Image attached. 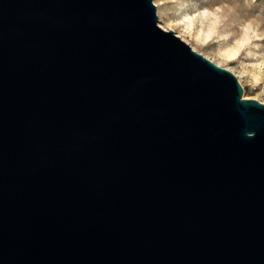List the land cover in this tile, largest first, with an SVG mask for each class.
<instances>
[{"label": "water", "instance_id": "obj_1", "mask_svg": "<svg viewBox=\"0 0 264 264\" xmlns=\"http://www.w3.org/2000/svg\"><path fill=\"white\" fill-rule=\"evenodd\" d=\"M153 0H0V264H264V103Z\"/></svg>", "mask_w": 264, "mask_h": 264}, {"label": "rangeland", "instance_id": "obj_2", "mask_svg": "<svg viewBox=\"0 0 264 264\" xmlns=\"http://www.w3.org/2000/svg\"><path fill=\"white\" fill-rule=\"evenodd\" d=\"M153 2L157 7L158 25L164 30L168 23L176 22L173 28L180 32L188 18H193L190 28L193 36L198 29L206 30L213 26L211 41L207 45L194 40L189 45L215 64L228 67L242 85L245 99L264 102V0ZM237 46L239 50L232 61L219 55V49Z\"/></svg>", "mask_w": 264, "mask_h": 264}, {"label": "bare ground", "instance_id": "obj_3", "mask_svg": "<svg viewBox=\"0 0 264 264\" xmlns=\"http://www.w3.org/2000/svg\"><path fill=\"white\" fill-rule=\"evenodd\" d=\"M185 19H187L186 16H185ZM175 23L176 22H174V24H173V22L168 23L167 26L164 27L165 30H167V31L172 30L176 34V36H178L181 40H183L188 45L190 44L191 40H194V41H196L202 45H207L211 41L213 26L209 27L206 30L198 29L196 35L193 36L190 32V28H191V24H192L191 20H188L186 26L180 32H177L173 28V26L177 25V23L176 24ZM238 50H239V46H237V47H225V48L219 49V55L227 61H232L235 58V56L237 55ZM219 65L228 69V67H225L222 64H219ZM255 80H257V77H255ZM260 102L264 103L263 101H260Z\"/></svg>", "mask_w": 264, "mask_h": 264}, {"label": "snow or ice", "instance_id": "obj_4", "mask_svg": "<svg viewBox=\"0 0 264 264\" xmlns=\"http://www.w3.org/2000/svg\"><path fill=\"white\" fill-rule=\"evenodd\" d=\"M189 20L193 19V18H188Z\"/></svg>", "mask_w": 264, "mask_h": 264}]
</instances>
